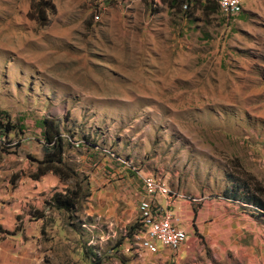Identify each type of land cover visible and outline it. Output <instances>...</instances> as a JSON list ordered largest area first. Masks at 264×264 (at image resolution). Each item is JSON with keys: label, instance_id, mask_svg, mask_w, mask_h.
<instances>
[{"label": "rangeland", "instance_id": "374dc122", "mask_svg": "<svg viewBox=\"0 0 264 264\" xmlns=\"http://www.w3.org/2000/svg\"><path fill=\"white\" fill-rule=\"evenodd\" d=\"M37 1L0 0V171L57 183L0 230V264H264V0L231 21L204 1L49 0L46 24ZM44 117L66 179L32 176ZM143 174L175 200L177 251L143 244Z\"/></svg>", "mask_w": 264, "mask_h": 264}, {"label": "built area", "instance_id": "2783aa9c", "mask_svg": "<svg viewBox=\"0 0 264 264\" xmlns=\"http://www.w3.org/2000/svg\"><path fill=\"white\" fill-rule=\"evenodd\" d=\"M198 0H186L194 2ZM204 1V0H199ZM227 21L234 20L242 12L245 0H213ZM143 193L148 197L142 201L140 209L142 212L141 223L145 238L144 246L151 252L158 250V245L171 250H178L187 240V232L180 225L179 216L162 207L159 202L161 197H166L165 205L171 206L175 203L170 190L162 177L153 174L141 175Z\"/></svg>", "mask_w": 264, "mask_h": 264}, {"label": "trees", "instance_id": "16d2710c", "mask_svg": "<svg viewBox=\"0 0 264 264\" xmlns=\"http://www.w3.org/2000/svg\"><path fill=\"white\" fill-rule=\"evenodd\" d=\"M204 2L217 7V4L213 0H204ZM45 4H48L50 7L52 6L49 0H38L35 4L37 16L39 20L44 22V24L48 22L47 16L45 14ZM6 120L7 121L5 123H1L0 121V129L5 132H10L11 130L15 129L16 126L10 122L8 117ZM37 125L43 129L42 135L46 144V149L44 148V157L42 160H38L37 171L32 176H34V178H38L50 170L59 175L61 179L68 178L70 175L67 173V171H62L61 167L63 139L59 131V125L57 121L50 117H44L37 121ZM77 199V191L72 190H66L65 193L55 192L52 196L54 205L57 208H62L65 210L73 208Z\"/></svg>", "mask_w": 264, "mask_h": 264}, {"label": "crops", "instance_id": "0c3cea01", "mask_svg": "<svg viewBox=\"0 0 264 264\" xmlns=\"http://www.w3.org/2000/svg\"><path fill=\"white\" fill-rule=\"evenodd\" d=\"M2 171H4L5 174L8 172L7 169H3ZM45 175L41 177L40 181L22 176L16 180V183H12L6 179L3 172L0 171V176H2L0 178V230L4 232L3 234L13 232L17 217L30 209L28 204L30 202L34 203L35 197H39L38 195L41 194L46 187H50L57 183V179L51 175V173ZM26 217L25 215L24 218ZM6 235L9 234H5V236ZM5 236L0 238V248L10 247L9 240L7 239L8 237ZM10 236H12V234ZM183 245L180 248H182ZM18 247L19 246H17V248Z\"/></svg>", "mask_w": 264, "mask_h": 264}]
</instances>
